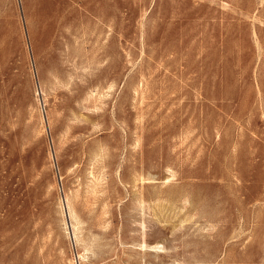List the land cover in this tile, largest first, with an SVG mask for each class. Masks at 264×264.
<instances>
[{
    "label": "rangeland",
    "instance_id": "374dc122",
    "mask_svg": "<svg viewBox=\"0 0 264 264\" xmlns=\"http://www.w3.org/2000/svg\"><path fill=\"white\" fill-rule=\"evenodd\" d=\"M263 1L0 0V264H264Z\"/></svg>",
    "mask_w": 264,
    "mask_h": 264
},
{
    "label": "bare ground",
    "instance_id": "6f19581e",
    "mask_svg": "<svg viewBox=\"0 0 264 264\" xmlns=\"http://www.w3.org/2000/svg\"><path fill=\"white\" fill-rule=\"evenodd\" d=\"M261 2H262V1H261ZM263 2H264V1H263ZM261 8H262V7H261ZM244 11H246V10H244ZM243 13H244V12H243ZM241 14H242V13H241ZM243 16L246 17L247 15L245 16V15L243 14ZM170 173H171V172H170ZM169 175H170V174H169ZM173 175H175V174H173ZM173 175H172V176H173ZM175 177H176V176H175ZM172 178H173V177H172ZM143 179H144V178H143ZM145 179H147V178H145ZM148 179H149V178H148ZM179 190H180V189H179ZM181 191H182V190H181ZM180 193H182V192H180ZM142 194H143V193H142ZM142 197H143V195H142ZM142 197H141V198H142ZM141 198H139V199L144 201L145 198H143V199H141ZM185 199H186V198H185ZM187 199H188V198H187ZM145 200H146V199H145ZM185 201H186V200H185ZM140 205H141V204H140ZM143 205H144V204H143ZM183 206H184V205H183ZM146 208H147V207H146ZM72 215H73V213H72ZM73 216H74V215H73ZM209 222H210V220H209ZM206 223H207V222H206ZM210 225H211V224H210ZM144 230H145V229H144ZM142 231H143V230H142ZM143 239H144V238H143ZM143 244H144V243H143ZM156 246L158 247V245H156ZM146 247H148V246L145 244V245H144V248H146ZM154 247H155V246H154ZM157 247H155V248L152 247L150 250L153 251V250L157 249ZM145 250H146V249H145Z\"/></svg>",
    "mask_w": 264,
    "mask_h": 264
},
{
    "label": "water",
    "instance_id": "95a60500",
    "mask_svg": "<svg viewBox=\"0 0 264 264\" xmlns=\"http://www.w3.org/2000/svg\"><path fill=\"white\" fill-rule=\"evenodd\" d=\"M61 185V184H60Z\"/></svg>",
    "mask_w": 264,
    "mask_h": 264
}]
</instances>
